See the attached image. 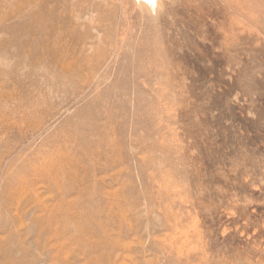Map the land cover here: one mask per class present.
<instances>
[{
	"label": "rangeland",
	"instance_id": "1",
	"mask_svg": "<svg viewBox=\"0 0 264 264\" xmlns=\"http://www.w3.org/2000/svg\"><path fill=\"white\" fill-rule=\"evenodd\" d=\"M0 0V264H264V0Z\"/></svg>",
	"mask_w": 264,
	"mask_h": 264
},
{
	"label": "bare ground",
	"instance_id": "2",
	"mask_svg": "<svg viewBox=\"0 0 264 264\" xmlns=\"http://www.w3.org/2000/svg\"><path fill=\"white\" fill-rule=\"evenodd\" d=\"M156 1L157 0H141L140 2L143 4H145V5H147V6H150V3H151V6L152 5H155L156 4Z\"/></svg>",
	"mask_w": 264,
	"mask_h": 264
}]
</instances>
